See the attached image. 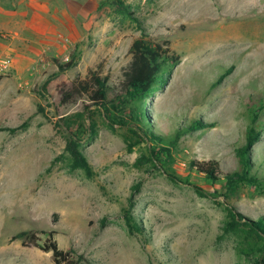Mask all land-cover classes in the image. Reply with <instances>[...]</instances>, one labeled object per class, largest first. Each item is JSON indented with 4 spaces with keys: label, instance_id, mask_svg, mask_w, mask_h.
Segmentation results:
<instances>
[{
    "label": "rangeland",
    "instance_id": "rangeland-1",
    "mask_svg": "<svg viewBox=\"0 0 264 264\" xmlns=\"http://www.w3.org/2000/svg\"><path fill=\"white\" fill-rule=\"evenodd\" d=\"M56 3L40 34L0 29V264H54L39 247L49 231L59 249L82 257L79 264H253L255 255L238 253L246 234L222 227L226 209L250 221L264 217V195L243 187L225 199L222 181L213 184L189 165L215 159L222 174L237 170L235 148L255 127L262 132L251 159L264 169V0ZM138 39L179 56L141 104L153 135L176 138L163 166L149 161L148 138L112 122L128 121L118 97ZM90 70L107 77L106 110L86 93L62 103L61 91ZM82 112L81 132L62 127L64 117ZM197 120L212 127L180 130ZM73 133L91 178L70 168L65 146ZM22 171L21 184L12 178ZM125 211L142 234H128Z\"/></svg>",
    "mask_w": 264,
    "mask_h": 264
},
{
    "label": "trees",
    "instance_id": "trees-1",
    "mask_svg": "<svg viewBox=\"0 0 264 264\" xmlns=\"http://www.w3.org/2000/svg\"><path fill=\"white\" fill-rule=\"evenodd\" d=\"M120 8L122 14L128 17L133 16L130 7H125L120 3ZM129 52L131 58L123 71V79L121 82L124 95L118 97L120 104L123 106L126 105L129 108L128 121L119 117L117 121L112 122L119 123L121 126H134V134L142 133L139 135V138L142 140L148 138L151 144L147 146L149 161L153 164L158 163L163 166L164 160H166L165 158H171L170 150L167 146L170 144L174 145L176 138L170 143L153 135L149 131L150 124L144 118V111L141 108V104L149 100L157 92L160 85L165 83L171 68L179 63V56L171 52L168 48H163L160 44L145 39L135 40ZM71 66L69 63L66 67L69 68ZM228 74L225 73L222 75L218 79V83ZM106 91L107 77H101L99 74L90 70L86 79L74 82L69 89L61 91V100L62 103H65L71 100L74 95L86 93L96 106L106 110ZM85 119L84 112L66 116L62 119V127L68 129V131L75 128V132L79 133L85 125ZM94 126V121H91V127ZM210 126L212 127L211 123L197 120L191 122L183 130H180L195 132ZM178 132L179 130L177 131L176 137L179 136ZM261 132V130L255 127H250L246 133L244 143L235 148L238 163L237 170L222 174L220 163L215 159L193 160L190 162L189 168L201 174L213 184L222 181L223 192L221 196L225 199L236 196L243 187H249L257 195H264V169H260L259 167L255 169V165L251 159L252 147L260 140ZM76 136L73 133V135L66 137L65 151L68 153L70 168L72 170H81L86 177L91 178L94 175L93 169L80 150V142ZM139 191L140 183L131 186V193L128 199L130 207L134 206L133 198ZM226 210L227 220L222 227L223 232L225 234L236 233L238 231L244 232L246 238H244L243 242L239 243L238 253L242 255H255L253 264H264V217H260L256 221H250L233 212L231 209ZM125 224L129 235L134 236L136 233H143L141 225L137 222L134 215L128 213V211L125 213ZM25 235L27 233H21L19 236ZM53 235V231L47 232L46 241L39 247L42 251L51 253L54 264H79L83 260L81 256L75 257L70 251L59 249L57 242L53 239Z\"/></svg>",
    "mask_w": 264,
    "mask_h": 264
},
{
    "label": "crops",
    "instance_id": "crops-1",
    "mask_svg": "<svg viewBox=\"0 0 264 264\" xmlns=\"http://www.w3.org/2000/svg\"><path fill=\"white\" fill-rule=\"evenodd\" d=\"M56 2L57 0H0V29L12 30L14 33L18 30H32L40 34L47 28L50 21L48 16H55Z\"/></svg>",
    "mask_w": 264,
    "mask_h": 264
},
{
    "label": "bare ground",
    "instance_id": "bare-ground-1",
    "mask_svg": "<svg viewBox=\"0 0 264 264\" xmlns=\"http://www.w3.org/2000/svg\"><path fill=\"white\" fill-rule=\"evenodd\" d=\"M249 1V0H248ZM27 177H28V174L26 173V172H24V171H22L20 174H19V176H18V178H17V175H14V177L12 178V179H14L15 181H16V179H17V181L19 182V183H24L26 180H27ZM16 178V179H15ZM16 181V182H17ZM20 185V184H19ZM18 190V189H17ZM12 193L14 192V187L12 188V191H11Z\"/></svg>",
    "mask_w": 264,
    "mask_h": 264
}]
</instances>
